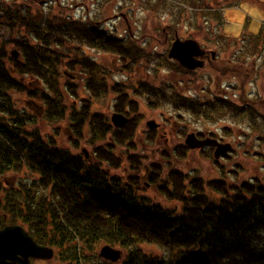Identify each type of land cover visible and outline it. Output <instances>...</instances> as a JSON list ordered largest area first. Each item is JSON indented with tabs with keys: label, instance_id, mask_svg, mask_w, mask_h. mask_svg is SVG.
I'll use <instances>...</instances> for the list:
<instances>
[{
	"label": "trees",
	"instance_id": "16d2710c",
	"mask_svg": "<svg viewBox=\"0 0 264 264\" xmlns=\"http://www.w3.org/2000/svg\"><path fill=\"white\" fill-rule=\"evenodd\" d=\"M7 9L3 10L7 16H0V28L15 31L17 25L31 24L23 8L10 13ZM51 22L33 29V40L21 36L13 41L22 53L21 60L9 56V43L0 34V229L24 225L40 245L55 250L61 263L112 264L98 261L96 247L103 242L127 251L119 264H264V172L236 183L222 177H195L174 164V160L188 159L190 150L185 146L172 154L165 152L172 158L167 170L158 166L151 170L134 142L142 115L139 102L127 93L126 83L104 85V73L99 90L95 82L89 90L99 96L118 93L115 110L130 117L128 124L116 129L106 115L92 113L90 106L82 112L73 107L67 115L59 72L61 57L74 55L65 41L67 35L125 51V61L134 60L137 52L127 58L133 44L124 46L126 42L116 38L123 45L115 44L93 23H79L69 30ZM96 67L94 62L87 65L93 72ZM28 79L44 85L29 87ZM132 85L139 94L147 93L154 106L172 102L197 117L210 118L203 107L216 103L242 111V106L223 97L217 102L192 98L174 85L152 88L141 81ZM47 87L53 94L45 91ZM16 94L26 96L28 105L41 99L44 118L50 123L71 117L68 128L75 147L77 138L85 139L93 147L95 161L62 147L56 137L45 138L36 127L40 116L20 110ZM225 131L230 135V128ZM56 132V136L61 133L57 126ZM211 137L217 136L213 133ZM201 152L213 159V147ZM215 163L225 170L221 162ZM9 173L23 179L8 182L3 177ZM146 182L162 200L144 194ZM144 244L163 246L170 255L151 253Z\"/></svg>",
	"mask_w": 264,
	"mask_h": 264
},
{
	"label": "rangeland",
	"instance_id": "374dc122",
	"mask_svg": "<svg viewBox=\"0 0 264 264\" xmlns=\"http://www.w3.org/2000/svg\"><path fill=\"white\" fill-rule=\"evenodd\" d=\"M18 8H23L22 12L31 24L17 25L15 31H11L8 26L0 28L3 42L9 43V56L12 58L13 50L20 52V58H12L14 60H21L22 53L13 41L21 36L32 39V30L48 20L69 30L79 26V23H93L115 44H122L115 38L126 42L124 46L130 42L133 44L132 53L127 58L137 52L134 60L130 58L125 61L122 56L125 51H112L93 45L86 37L77 40L67 35L65 41L72 46L74 55L61 57L59 65L61 90L66 93L64 105L67 115L75 110L73 107L82 112L85 106H90L92 113L98 112L111 118L112 113L116 112L115 105L120 95L115 92L107 95L100 93L102 97L97 98L99 93L89 90L93 82L99 90L104 73V85L126 83L129 85L127 93L139 102L142 114L139 122L142 120L134 142L138 152L141 151L140 154L144 156L145 165L151 170L153 166L167 170L172 158H168L165 152L175 153V149L185 146L187 135L196 132L203 136L218 134L221 142L233 145L230 155L220 160L225 170L217 167L212 159L205 158L201 150H190L184 162L174 160L179 168L177 170L207 179L222 177L231 183L263 174L264 33L258 37L256 34L264 25V0H0V16H7L3 10L7 9L10 13L16 12ZM176 33L180 38L197 39L206 48L216 50L217 62L225 61L226 64H215L212 68L217 73L209 66L197 73L183 70L175 61L167 59ZM92 62L97 66L94 72L87 68ZM123 62L128 66L122 67ZM139 81L152 88H161L164 84L168 87L178 85V90L185 95L207 100L210 98L209 102H217L223 97L236 106H242V111L230 110L216 103L203 107L211 116L207 118L177 108L172 102L154 106L147 93L139 94L134 90L132 84L136 85ZM27 83L29 87L39 89L44 85L33 79H28ZM46 89L47 93L53 94L48 91V87ZM15 98L20 110L27 109L40 116L36 127L45 138L56 137L62 147L75 150L82 156L85 148L88 159L93 161L96 158L93 147L85 139L77 138L79 145L75 147L74 137L68 128L71 117L50 123L44 118L45 104L41 99L32 100L33 104L28 105L29 99L23 94H16ZM252 108L253 114L250 113ZM153 119L162 125L156 137L145 127L146 122ZM56 126L61 132L58 136ZM226 128L231 130L228 136L225 135ZM3 178L13 183L23 179L13 173ZM144 188L145 195L162 200L154 186ZM104 245L100 242L96 247L98 258ZM143 246L156 255L165 258L170 255L163 246ZM98 261L104 262L101 259ZM50 264L70 263H61L55 258Z\"/></svg>",
	"mask_w": 264,
	"mask_h": 264
},
{
	"label": "water",
	"instance_id": "95a60500",
	"mask_svg": "<svg viewBox=\"0 0 264 264\" xmlns=\"http://www.w3.org/2000/svg\"><path fill=\"white\" fill-rule=\"evenodd\" d=\"M204 53L200 43L196 39L180 40L177 38L172 44L168 53V58L176 61L180 66L189 70L203 69L204 63L201 61ZM215 57V52H212ZM12 57L19 59L18 50L12 51ZM128 118L120 113H114L111 121L114 127L121 128ZM156 121L147 122L150 130L157 128ZM214 145L215 159L227 155L232 150L230 143H220L215 139H199L196 132L187 135L185 146L191 150L202 149L206 146ZM85 152V149H83ZM54 249L49 246L38 244L34 237L21 224H12L0 229V264H31L32 261L49 262L54 258ZM99 257L112 264H119L125 258L124 250L105 244L99 252Z\"/></svg>",
	"mask_w": 264,
	"mask_h": 264
},
{
	"label": "flooded vegetation",
	"instance_id": "af4514ba",
	"mask_svg": "<svg viewBox=\"0 0 264 264\" xmlns=\"http://www.w3.org/2000/svg\"><path fill=\"white\" fill-rule=\"evenodd\" d=\"M259 30H261V27L259 28ZM257 35H258V33H257ZM260 35V34H259ZM258 35V36H259ZM179 35H178V33H176L175 34V38L176 37H178ZM261 36V35H260ZM175 38H174V40H175ZM182 39H185V38H182ZM174 40H172V42L174 41ZM262 42V41H261ZM261 42H260V44H261ZM201 43V42H200ZM172 44V43H171ZM201 46L204 48V53H203V55H202V59H201V61L204 63V65H205V68H207L208 66L211 68V70L213 71V72H215V73H217L216 72V70H214L212 67H214V65L215 64H218L219 66H223V65H225L226 63H225V61L224 62H217V60H216V58H217V54H218V52L216 53V55H215V57H213L212 56V54H211V51L212 50H210V49H208V48H206L205 46H203V44L201 43ZM229 69V68H228ZM183 70H187V69H183ZM227 70V69H226ZM187 71H190V70H187ZM200 71H202V70H194V71H190V72H200ZM219 74V73H218ZM178 86V85H177ZM176 86V87H177ZM182 93V92H181ZM182 94H184V93H182ZM187 95H189V94H187ZM222 98V97H221ZM208 100H210V98H208ZM119 113V112H118ZM130 118V117H129ZM142 120V119H141ZM141 120H140V122H141ZM154 120V119H153ZM148 121H150V120H148ZM147 121V122H148ZM154 121H156V124L158 125L157 126V128H155L154 130H150V129H148V127H147V122H146V124H145V127L151 132V134L152 135H154V137H156V132L158 131V130H160L161 129V127H162V125L157 121V120H154ZM140 122H139V124H140ZM128 124V123H127ZM139 124H138V128H137V132H136V134L138 133V130H139ZM126 125V124H125ZM124 125V126H125ZM120 129V128H119ZM198 135V137L200 138V139H203V138H205V137H207V136H203L201 133H198L197 134ZM209 137H211V134L210 135H208ZM154 137H153V139L152 140H154ZM136 139H137V137H136ZM218 140L219 141H221L220 140V138H219V136H218ZM136 141V140H135ZM223 142V141H222ZM215 149V148H214ZM89 160H90V158H89ZM93 161H95V158H94V160ZM145 186H148V185H145ZM144 186V187H145ZM150 186V185H149ZM53 261V260H52ZM52 261H49V262H43V261H33L32 263L33 264H50V262H52ZM31 263V264H32Z\"/></svg>",
	"mask_w": 264,
	"mask_h": 264
}]
</instances>
